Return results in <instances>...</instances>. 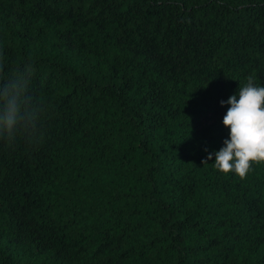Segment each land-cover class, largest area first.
<instances>
[{
  "label": "trees",
  "instance_id": "16d2710c",
  "mask_svg": "<svg viewBox=\"0 0 264 264\" xmlns=\"http://www.w3.org/2000/svg\"><path fill=\"white\" fill-rule=\"evenodd\" d=\"M0 53L46 108L0 142V264H264V164L202 163L264 86V0H0Z\"/></svg>",
  "mask_w": 264,
  "mask_h": 264
},
{
  "label": "clouds",
  "instance_id": "9594fccd",
  "mask_svg": "<svg viewBox=\"0 0 264 264\" xmlns=\"http://www.w3.org/2000/svg\"><path fill=\"white\" fill-rule=\"evenodd\" d=\"M33 74L31 62L6 72L0 53V142L7 146H14L21 138L31 143L43 136L46 108L31 91ZM220 104L228 105L222 121L229 129L228 138L218 151L209 152L202 163L208 164L214 156L216 170L245 179L253 165L264 164V86L257 85L250 75L236 94Z\"/></svg>",
  "mask_w": 264,
  "mask_h": 264
}]
</instances>
